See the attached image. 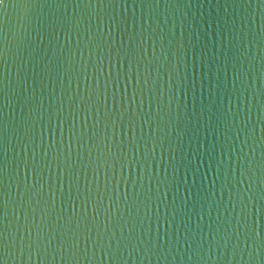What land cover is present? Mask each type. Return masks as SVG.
Listing matches in <instances>:
<instances>
[{"label":"water","instance_id":"95a60500","mask_svg":"<svg viewBox=\"0 0 264 264\" xmlns=\"http://www.w3.org/2000/svg\"><path fill=\"white\" fill-rule=\"evenodd\" d=\"M0 264H264V0H0Z\"/></svg>","mask_w":264,"mask_h":264}]
</instances>
